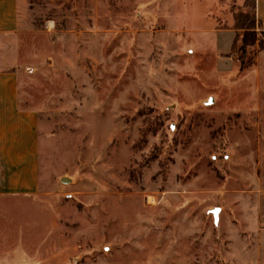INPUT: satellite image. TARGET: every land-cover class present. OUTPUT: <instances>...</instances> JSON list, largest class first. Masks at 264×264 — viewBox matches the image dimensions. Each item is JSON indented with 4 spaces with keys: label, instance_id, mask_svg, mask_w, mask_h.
<instances>
[{
    "label": "rangeland",
    "instance_id": "1",
    "mask_svg": "<svg viewBox=\"0 0 264 264\" xmlns=\"http://www.w3.org/2000/svg\"><path fill=\"white\" fill-rule=\"evenodd\" d=\"M27 1L20 106L39 115L41 186L0 197V253L233 264L232 242L244 258L246 228L264 230V50L242 63L234 47L261 31L254 0Z\"/></svg>",
    "mask_w": 264,
    "mask_h": 264
},
{
    "label": "crops",
    "instance_id": "2",
    "mask_svg": "<svg viewBox=\"0 0 264 264\" xmlns=\"http://www.w3.org/2000/svg\"><path fill=\"white\" fill-rule=\"evenodd\" d=\"M255 16L264 32V0H254ZM29 10L27 0H0V197H30L41 186V137L39 115L20 106L21 19ZM246 228L244 258L233 264H264V235L259 224ZM257 241L249 238L255 237ZM253 249V250H252ZM16 256L0 253V264H21Z\"/></svg>",
    "mask_w": 264,
    "mask_h": 264
},
{
    "label": "trees",
    "instance_id": "3",
    "mask_svg": "<svg viewBox=\"0 0 264 264\" xmlns=\"http://www.w3.org/2000/svg\"><path fill=\"white\" fill-rule=\"evenodd\" d=\"M255 8L256 6H254V9ZM257 22L259 24V28L261 29V23L259 21ZM240 30L245 31V33L237 36L236 41L234 43V47L237 45L238 39L242 37V45L240 47V52L242 54H241V57L238 58V60L243 63L244 56H246L247 54L248 47L258 46L259 51L264 50V32L261 29V31L257 33L253 26L247 27V24H244V26L240 28ZM234 53H235V50H234Z\"/></svg>",
    "mask_w": 264,
    "mask_h": 264
},
{
    "label": "bare ground",
    "instance_id": "4",
    "mask_svg": "<svg viewBox=\"0 0 264 264\" xmlns=\"http://www.w3.org/2000/svg\"><path fill=\"white\" fill-rule=\"evenodd\" d=\"M150 202L154 201L152 198L149 199Z\"/></svg>",
    "mask_w": 264,
    "mask_h": 264
},
{
    "label": "water",
    "instance_id": "5",
    "mask_svg": "<svg viewBox=\"0 0 264 264\" xmlns=\"http://www.w3.org/2000/svg\"><path fill=\"white\" fill-rule=\"evenodd\" d=\"M215 213H217V211H215Z\"/></svg>",
    "mask_w": 264,
    "mask_h": 264
}]
</instances>
